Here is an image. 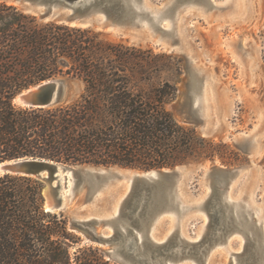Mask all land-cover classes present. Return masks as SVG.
Wrapping results in <instances>:
<instances>
[{
	"label": "trees",
	"instance_id": "1",
	"mask_svg": "<svg viewBox=\"0 0 264 264\" xmlns=\"http://www.w3.org/2000/svg\"><path fill=\"white\" fill-rule=\"evenodd\" d=\"M161 58L0 0V162L33 157L149 170L236 160L227 144L174 118L168 105L177 89L160 78ZM57 77L79 80V96L40 107L13 101ZM42 191L31 176L0 175V264H112L91 246L70 253L79 238L62 214L45 210Z\"/></svg>",
	"mask_w": 264,
	"mask_h": 264
},
{
	"label": "rangeland",
	"instance_id": "2",
	"mask_svg": "<svg viewBox=\"0 0 264 264\" xmlns=\"http://www.w3.org/2000/svg\"><path fill=\"white\" fill-rule=\"evenodd\" d=\"M180 1L170 9L169 16L174 20L169 37L159 38L144 25L92 27L102 31L109 42L164 56L157 64L160 78L170 81L177 89L175 100L168 105L174 118L195 127L204 138L227 144L237 154V159L230 163L215 156L179 164L184 170L177 198L180 210L176 217L163 213L154 223L152 237L161 242L179 231L180 237L190 242L185 255L181 254L173 264H195V261L241 264L245 250L254 249L253 246L245 243L238 231L204 242L207 215L202 207L212 181L206 172L218 166L239 168L237 175L228 178L223 195L248 218L247 230L256 250L251 264H264V0H192L185 8ZM144 3L143 11L161 12L171 0H144ZM163 25L168 27L167 22ZM171 43L173 47H169ZM74 80L77 93L62 102L77 98L82 91L83 84ZM125 185L126 180L112 178L99 183L91 194L82 186L64 200L61 210L53 213L66 218L68 229L72 217L96 218L99 221L90 224L91 232L111 235L106 220L115 215ZM253 222L256 227H251ZM69 230L79 238L70 247L71 254L78 248L91 246L104 260L123 264L109 256L110 244L88 240L83 232ZM197 246L202 254H197L194 248Z\"/></svg>",
	"mask_w": 264,
	"mask_h": 264
},
{
	"label": "water",
	"instance_id": "3",
	"mask_svg": "<svg viewBox=\"0 0 264 264\" xmlns=\"http://www.w3.org/2000/svg\"><path fill=\"white\" fill-rule=\"evenodd\" d=\"M3 1L21 6L24 11L37 15L42 21L56 20L84 27L107 29L144 25L159 38L169 37L172 34L171 23L173 24L174 17L169 16L172 12L170 9L179 2V0H171L170 5L161 12L153 9L145 12L144 0ZM180 2L184 3L183 8H185L188 6L187 2L190 4L192 0ZM163 22H167L168 27H165ZM173 44L171 43L169 47H173ZM77 91L76 80L53 78L22 90L13 101L23 106H48L70 99ZM183 173L181 165L173 168L125 170L114 166L65 164L33 157L0 162V175L31 176L43 183L44 207L49 212L61 210L64 200L82 186H86L91 194L101 182L112 178L126 180L127 186L121 195V202L115 215L106 220L110 223L111 235L91 232L90 224L99 221L96 218L72 217L69 225V229L83 232L88 240L110 244L109 256L123 264H173L189 249L186 246L190 245V242L183 240L179 231L176 234L171 233L161 242L152 237L154 223L163 213L168 212L176 217L180 210L177 198ZM206 173L212 181L209 195L202 204L207 215L204 242L216 236L219 238L232 231H238L244 242H249L254 248L245 250L241 264H251L255 260L256 250L255 242L247 230L248 218L244 212L238 210L235 203L230 204L227 196L223 195L228 178L237 175L239 168L218 166ZM62 187H68L64 196ZM251 227H256V223L253 222ZM194 248L197 249V254H202L200 247ZM195 264L200 263L195 261Z\"/></svg>",
	"mask_w": 264,
	"mask_h": 264
},
{
	"label": "bare ground",
	"instance_id": "4",
	"mask_svg": "<svg viewBox=\"0 0 264 264\" xmlns=\"http://www.w3.org/2000/svg\"><path fill=\"white\" fill-rule=\"evenodd\" d=\"M127 182V181H126ZM68 188V187H67ZM125 188H126V185H125V187H123V192H124V190H125ZM63 189H66V188H64V187H62V190ZM66 192V191H65ZM63 196H64V194H63ZM173 217V216H172ZM173 219V218H172Z\"/></svg>",
	"mask_w": 264,
	"mask_h": 264
}]
</instances>
